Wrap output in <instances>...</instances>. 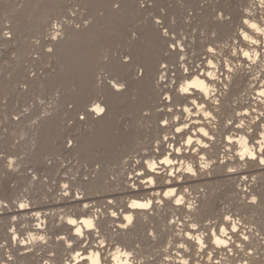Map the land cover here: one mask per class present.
Returning <instances> with one entry per match:
<instances>
[{
    "label": "bare ground",
    "instance_id": "obj_1",
    "mask_svg": "<svg viewBox=\"0 0 264 264\" xmlns=\"http://www.w3.org/2000/svg\"><path fill=\"white\" fill-rule=\"evenodd\" d=\"M155 1L142 8L137 0H120L121 6L116 8L113 0H0V5L9 6L13 11L12 20L5 25L0 16V61L2 49L16 46L19 52L12 60L13 74L4 82L10 87L0 90V100L11 92L20 96L23 91L18 89L20 83L43 88L51 82L54 89L62 92L54 97L52 106L35 109L31 123L28 121L32 115L25 110L10 120V132H1L0 145H25L11 158V164L33 166L37 171L33 178L28 172L16 175L25 183L27 193H18L14 202L0 200V233L11 237L10 243L0 244V264H58L65 250L70 259L63 264H93L94 260L99 264H184L185 261L187 264H245V261L264 264V237H261L264 221L253 225L245 221L246 215L233 213L226 205L219 208L213 194L198 189L200 183L185 185L190 181L211 179L221 172L227 175H235L239 170V173L247 172L248 167L255 164L264 169L259 162L264 154V135H261L264 132V96L261 95L264 91V33L250 27L255 23L264 28V7L260 0H252L235 24L231 16L224 14L221 19L220 13L214 14L212 5L218 0ZM153 3L163 9L156 18L162 24L169 22V12L185 13L179 23H170L167 36L163 34V25H157L156 19L146 15ZM78 4L91 9L92 20L84 23L86 20L75 18L79 7L72 6ZM67 7L71 10H66ZM191 9L193 13H189ZM52 12L64 16L53 23L55 26H50ZM128 18L139 22L132 24L135 29H126L124 23ZM244 20L249 24H244ZM25 22L31 25L39 41L28 40L29 36L21 34ZM193 22L213 29L211 41L201 46L204 50L196 51V42L184 32L172 34L175 27L181 29ZM4 28L9 30L2 33ZM57 32L60 36L53 39ZM245 32L251 39H245ZM130 33L136 36L130 37ZM173 39L177 41L176 49L170 47ZM252 40L259 42L253 44ZM115 42L122 43L125 53L134 57L133 64L121 63L122 55L113 49ZM48 48L54 51L48 53ZM209 48L214 52H209ZM34 49L43 58L53 61L54 68L31 75L24 59ZM244 52H248L251 59L245 57ZM209 60L214 67L208 64ZM139 64L144 66L142 78L136 76ZM161 64L167 68L162 69ZM3 69L0 63V75ZM101 70L111 73L110 80L117 77L125 82L127 90L116 93L109 86L110 80L99 76ZM161 74L165 79H160ZM181 86L188 91L181 92ZM94 104L105 107L106 113H92L80 120L79 113L83 111L85 115ZM127 105L121 115H131L134 128L145 121L156 139V145L140 150L134 158H126V154L138 151L140 135L130 130L127 135L118 124L117 110ZM145 109H149L148 113H143ZM70 119L74 120L69 122ZM164 120L168 121L167 125L162 123ZM111 128L123 133L115 142L117 178L109 179L108 168L99 165L82 176L70 173L55 182L39 175L38 170L59 171L66 165L55 157L57 152L76 154L87 162L101 158L95 148ZM177 128L181 131L177 132ZM65 138L72 140V144L64 142ZM166 157L171 163L163 162ZM153 162L155 170L148 167ZM163 167L165 173L160 171ZM189 167L195 175L187 171ZM260 176L264 178V170L260 174L252 172L231 179L235 184L231 183L229 192H234L235 199H241L243 211L254 207L259 198L264 199ZM11 177L13 174L8 171H0V192L14 194L15 188L8 187ZM58 182H62L64 192L59 202H50L48 196ZM36 189L42 190L44 196L28 195ZM98 191L112 193L97 201L91 197ZM177 199L183 202L177 204ZM133 201H151V204L148 208H132ZM21 204L25 207H20ZM60 204L65 206L60 218L55 211L45 210ZM78 206L81 209L74 213L67 210ZM165 211L173 213V220L167 219L162 226L166 220H157V217ZM113 212L117 215L113 216ZM6 215H13L25 224L18 228L17 222H13V229L7 232L2 221ZM125 216L133 217L132 223L129 224ZM34 219L37 222L31 224ZM58 219L60 224H56ZM71 220L77 223L71 224ZM85 220H90L94 227L85 225ZM77 228L83 235L77 233ZM51 229L67 232L57 233L56 242H52L49 240ZM22 230L27 231L28 238L18 241ZM143 231L146 238L141 243L145 242L150 249L159 247L148 255L142 254L143 246L138 242L137 235L141 236ZM245 235L249 237L247 241L243 240ZM217 238L227 244H217ZM85 240L87 243L83 244ZM48 247L56 251L55 257L51 254L45 263L38 261V255ZM97 252L100 255L94 256ZM122 253H131V256Z\"/></svg>",
    "mask_w": 264,
    "mask_h": 264
},
{
    "label": "rangeland",
    "instance_id": "obj_2",
    "mask_svg": "<svg viewBox=\"0 0 264 264\" xmlns=\"http://www.w3.org/2000/svg\"><path fill=\"white\" fill-rule=\"evenodd\" d=\"M179 1L184 3L185 0H179ZM207 1L209 2L211 0H205V2H207ZM251 1L252 0H218L215 4L212 5V7H213L212 10H213L214 14L215 13L219 14L221 11H223L225 16L233 17L235 20V24H238L240 21L239 18H241L240 16L246 12V8L248 5L251 4ZM152 2L155 3L156 1L155 0H149V3H152ZM154 3L152 5V7L147 8L146 15L149 14V16L156 19V18H159V15L161 12H163V9L159 6L157 7V5ZM80 5L81 4L72 6V8H78L79 7V9L77 11V16H75V18L76 19H78V18L83 19L86 21L92 20L93 16L91 15L92 14L91 9L89 8L90 9L89 10L88 7L83 8L82 5L81 6ZM66 10H71V7H67ZM88 10H89V13H88ZM190 12L193 13V10L192 9L189 10V13ZM12 14H13V11H12L11 7H9V6L4 7V5L3 6L0 5V16L3 20L2 21L3 25L9 23L10 20H12ZM52 14H54L55 16L52 15L50 26H55L53 23L60 20V18H64V16H62L61 14H58V12H52ZM169 14H170V16L168 17L169 18V22H168L169 24L163 23L162 24L163 28L167 27L168 29H171L169 26V25H171L170 23H172V24L179 23L181 18H183L185 15V13L181 12V10H179L177 13L176 12L175 13L169 12ZM131 19L132 18L126 19V21L124 23V25H126V29H132L133 30V29H135L133 27V25H136L139 23L138 21H136V23H134L135 19H133V20H131ZM25 23L27 26L25 25ZM25 23L22 27V29H24V30L21 29V34L26 38L29 36L28 40L35 41V42L39 41L40 38L35 36V34L33 33L32 29H31V25H29L28 22H25ZM128 24H130V25H128ZM8 30H9V28H4L1 31H2V33H4V32H7ZM22 31H24V32H22ZM179 32L180 33L184 32L185 34H187L188 36H190L191 38L194 39V41L197 44L195 47L196 51L197 50H204L205 48L201 47V46H203L206 43H208L209 41H211L210 36H212L214 34L213 29L211 27L205 26L204 23H202V24L197 23L196 24L195 22L191 23V25H186L181 29L178 27H175L174 30H172V34L173 33L178 34ZM113 49H116L117 53H119L121 55H123L125 53L122 43L120 44L118 42H115V44L113 45ZM18 53H19L18 48L16 46H14L10 49H2L0 63L2 64L4 69L0 75V90H1V92L5 86L10 87V84L4 83V82L8 78H10L13 74L12 69H11L12 60L17 56ZM24 63H25L24 65L27 66L28 72L31 75L39 73V72H44L46 70L54 68V67H52V66H54V62L43 58L41 53L37 52L35 49L32 51V53L28 57H26L24 59ZM99 76L106 77V78H108V80H110L109 77H111V73L107 72L105 70H101L99 73ZM51 84L52 83L49 82L46 85H44L43 88L39 87V86H38L39 88L37 86L35 88L34 87L35 85L33 86L30 83L29 84L28 83H26V84L20 83L18 85V89H20L19 91L23 90L22 94L20 96L17 92H14V93L11 92L7 95L2 96L1 100H0V135H1V132L2 133L3 132H10V127H9L10 120H12L13 117L17 118L18 115H20L23 111L26 110L27 112H30V114L32 115L29 118L30 119L28 121V124H29L32 121H34L35 109H37L38 107H41V106L42 107L52 106V104H53L52 102L54 101V97H56L57 95H61L62 92L60 93L59 92L60 90L57 91V89H54V87ZM23 87H24V89H22ZM33 89H34V91H33ZM92 100H93V98H91V100L89 102L91 103ZM70 106H72V104H70ZM127 107H128V105L124 106V107H120L117 110V112L120 114V117H119L120 119H119L118 124H119V128L121 129V131L124 133H127V135L129 133V130L133 134L139 133V135H140V138H139V142H140L139 147L140 148L138 149V151H132V152H128L126 154V158H128V157L134 158L139 153L140 150H142V151L148 150L147 149L148 147L156 145V139L153 137V134H152L153 132H152L151 127L147 126L145 121H142L143 125L141 122L138 124L140 128L139 127L134 128V126H133L134 121H132L133 120L132 116L129 114H125L126 116L121 115L124 113V111L127 110ZM148 111H149V109H145L143 111V113H148ZM82 112L83 111H81L79 113V116L84 115V113H82ZM73 120L74 119H70L69 122H72ZM144 123H145V125H144ZM114 127H115V125L113 126V128ZM113 128H111L112 131L108 130L109 132H107L105 138L103 140H101L95 148V152L99 153L102 159L97 158L95 160H90L87 162L86 160H82L76 154L66 155V154H63L62 152H57L55 157L58 159H61L63 164H66V165L63 166V168L60 169L59 171H56L55 169L52 170L51 172H49L45 169L44 170H38L39 175L43 176V178H49L53 182H55V181H58L60 177L68 176V175H70V173L72 174L71 176H74V175L82 176L85 173V171L91 170V169H93V166L99 165L101 168L105 167V166L108 168L107 177L109 179L117 178L118 173H117L116 167L118 166V163H115V160H114L115 153H116L115 152L116 151L115 150L116 149L115 148V142L118 141L121 136H123L122 135L123 133L122 132L121 133L115 132V130L113 131ZM164 134L165 133L162 132L161 136H163ZM16 140L18 141V139H16ZM68 140H69V138H65L64 142H67ZM181 142H183V140ZM24 146L25 145H23V146L22 145L21 146L16 145L14 147V144H12V143H10V145H8V146L0 145V157H1L0 171L1 170H2V172L8 171L9 173L13 174V177H11L12 179L10 178L11 181H9L8 187L10 189L15 188L14 191L17 193L15 195V192H14V194L10 195V194H5V193L0 192V200L2 199L6 202H14L15 196H19L18 193L20 195H22L23 193H27V187L25 186V183H22L18 178H16L17 177L16 175H21L24 172H28V176L33 175L32 177L30 176L31 178H33L35 172L37 171L35 169V167H33V166H28V165L24 166L23 164H21V165L19 164V165L14 166L13 164H11V158H15L19 154L18 152H21V147L24 148ZM106 161H109V162L106 163ZM161 169H160V171H162L163 173L166 172L165 167H163ZM248 170L249 171H247V172H249V173L253 172L255 174H260L263 172L264 169L259 168V166L257 164H255V165L249 166ZM239 172H240V170H239ZM239 172L236 173L235 175L234 174L233 175H227L225 172H221L218 175L212 177L211 179L208 178V179H202L200 181H193V182L190 181L189 183H185V185H190V183H192V184L200 183L201 186L198 189H201V190L203 189L208 194H213L214 197L216 198L215 203L219 208L221 206L226 205L231 209V212L239 213V215H241V214L246 215L245 221L251 222L253 225L260 224L264 221V199L262 197L259 198V202L257 204H255L254 207L248 208V209H246V211H243L240 208V206L242 205L241 199H235V197H233L234 192H229V190L231 188V183L235 184V182H231V179L234 176L241 175V174L242 175L249 174L245 171H243L244 173L243 172L239 173ZM258 180H259L260 184H262V185L264 184V178L262 176H260L258 178ZM60 184H61V186H60ZM158 184H159V182H158ZM196 189L197 188H195L194 190H196ZM51 190L52 191H50L51 194H50V196H48V199L51 200L50 202H54V201L59 202L60 195L62 192H64L63 187H62V182H58L57 185H55V187ZM191 192H192V189L189 192V194L192 196ZM73 193H75V190L73 191ZM109 193H112V192H109ZM109 193L98 191L95 194H93L94 197H91V198H94V200H97V201L98 200L102 201V199L104 200V199L108 198L107 195H110ZM34 194L36 196H44L43 191L39 190V189H36L35 191H30V193H28V195H30V196H32ZM237 204H239V205H237ZM64 209H65V206L60 204V205H57L56 207L50 206L49 208H47L45 210H47V211L51 210L53 212L55 211L56 217L60 218L62 216L61 211ZM76 209H81V206L80 207L78 206L75 209L71 208V209H67V210L74 213ZM42 210H44V209L42 208ZM108 211L110 212L111 209H108ZM1 215H3V214H1ZM6 216L7 217L5 219H3L2 221L7 226V228L5 230L7 232L10 231L11 229H13V225H12L13 222L14 223L17 222L18 228L20 225L22 226L25 224V221L23 222V220H21V219H19V220L14 219L13 215H6ZM158 216H160V217H157V220H161V219L166 220V221H164V223H162V226H164V224L168 222L167 219L173 220V213L172 212L166 214V211H165L162 214L163 218L160 214ZM169 216H170V218H169ZM36 222H37V220H35V219L31 220V224H34ZM19 223H21V224H19ZM56 224H60L59 219L56 220ZM65 232H67V231L64 229H59L58 232L54 229L53 230L51 229L50 233H49V240L52 242H56V240H57L56 238H58V236L61 234H66ZM144 232L145 231H143V233L141 232V236H140V233H139V235H137L138 240H140L138 242H140V243L142 241H145L146 236L144 235ZM57 233H60V234L57 236ZM262 236L264 237V234H262L261 237ZM24 237L28 238V233H27V231L22 230V231H20V236L17 239L19 241L21 239H24ZM262 239L264 240V238H262ZM10 240H11V237L6 235L5 232L0 233V244L10 243ZM85 243H87V240H85L83 244H85ZM54 244H56V243H54ZM141 246H143L142 254L144 253V255H146L147 253H151L153 251H157L159 248V247L157 248V246L156 247L153 246L150 249L149 247L145 246V242H143V244L141 243ZM51 254H53L51 257H55L54 254H56V251L51 250V247L46 248L42 255H38V257H37L38 261L45 263L47 261L49 255H51ZM68 255L69 254H68L67 250L63 251L62 261H59L58 264L67 263L70 259Z\"/></svg>",
    "mask_w": 264,
    "mask_h": 264
},
{
    "label": "snow or ice",
    "instance_id": "obj_3",
    "mask_svg": "<svg viewBox=\"0 0 264 264\" xmlns=\"http://www.w3.org/2000/svg\"><path fill=\"white\" fill-rule=\"evenodd\" d=\"M137 2L140 5V7L143 8V7H145L148 4L149 0H137ZM260 3H261V6L264 7V0H260ZM120 6H121L120 5V0H113V7L119 8ZM223 17H224V13H223V11H221L220 12V18L223 19ZM84 23H87V21H85ZM155 23L157 25H161L162 26V21L160 19H156L155 20ZM243 23L244 24H249V21L248 20H244ZM76 27L79 28L80 25H76ZM250 27L253 28V29H255L257 32L264 33V28L258 27L257 24H255V23L250 24ZM163 34L165 36H167L169 34V29L167 27H164L163 28ZM5 35H10V33H5ZM57 36H60V33L59 32L56 33V36H54L53 39H56ZM135 36H136V33H130V37H135ZM244 37H245V39H251L246 32L244 33ZM258 42L259 41L252 40V43L253 44H256ZM170 47L172 49H176L177 48V41L175 39H173ZM53 51H54L53 48H48L47 49V52L48 53H52ZM208 51L209 52H214V49L213 48H209ZM243 55L245 57H247L248 59H251V56L249 55L248 52H244ZM257 55H259V53H257ZM182 58L183 57H181V59ZM134 62H135L134 57L130 53H124L121 56V63L124 64V65H130V64H133ZM208 64L212 65V61L209 60L208 61ZM212 66L214 67V65H212ZM160 67L162 69H166L167 68V65L161 64ZM184 71L187 72L188 69L185 68ZM143 75H144V66L142 64H139V65H137V68H136V76L142 78ZM207 75L210 76V77H212V73L211 72H208ZM160 79L161 80L165 79V77H164L163 74H161ZM213 79H215V77H213ZM200 83H203V81H200ZM109 86L112 89H114L116 93H121L122 91H126L127 90L126 83L123 82V81H121L117 77H113L109 81ZM180 91L181 92H187L188 91V88L187 87H184V86H181L180 87ZM261 95L264 96V91L261 92ZM168 99H171V97H168ZM193 103H195V102H193ZM106 111H107V109L105 107H101L100 104H94L93 105V108L89 112L85 113V115H80L79 116V119L83 121L86 118L87 115H91L92 113H95L96 115H100V114L106 113ZM262 115H264V114H262ZM162 123L165 124V125H167L168 124V121L167 120H164ZM229 123H231V121H229ZM176 131L179 132V131H181V129L177 128ZM204 135L205 136H208V133L207 132H204ZM261 135H264V132H262ZM165 139H167V137H165ZM67 143L69 145H71L72 144V140H68ZM188 143H191V140L190 139L188 140ZM205 147H206V145H205ZM262 148H264V145H262ZM177 151H179V149H177ZM241 158H243V155H241ZM252 158L253 159L256 158V156H255L254 153L252 154ZM163 162L164 163H171V161L168 160L167 157L165 158V160ZM259 162H260V164L264 165V154H262L260 156ZM148 167L151 168V169H153V170H155V162L149 164ZM187 171L192 172V174L195 175V172H193V170H192L191 167H189L187 169ZM229 171H232V169H229ZM64 187L67 188L68 185H65ZM165 195H170V193H165ZM255 199L256 198L253 197V202H255ZM182 202L183 201L181 199H177L176 200V203L177 204H180ZM150 204H151V201H148L146 203H137L136 201H133L132 204L130 205V207H132V208H148L150 206ZM20 207L23 208V207H25V205L21 204ZM85 207H87V205H85ZM112 215L113 216H116L117 213L116 212H113ZM124 219L127 220L128 223L130 224V223H132L133 217H131V216H125ZM226 219L231 220V217H226ZM69 222L71 224H76L77 223L76 220H71ZM83 223L85 225H87L89 228L94 227L93 223L90 220H85V221H83ZM123 227H127V225H123ZM192 227H196V225H192ZM76 231H77V233L79 235H83V232H82V230L80 228H77ZM220 231H223V229H220ZM232 231L233 232L236 231L235 227L232 228ZM225 235H227L226 232H225ZM248 239H249V237L247 235L243 236V240L244 241H247ZM216 243L217 244H224V245H226L227 244V241L220 240L219 238H217ZM181 247H183V245H181ZM122 254L123 255H127V256H131V253H122ZM77 255H79V253H77ZM99 255H100L99 252L94 253V256H99ZM93 264H99V261L98 260H94L93 261ZM125 264H126V262H125ZM184 264H187V261H185ZM245 264H247V261H245Z\"/></svg>",
    "mask_w": 264,
    "mask_h": 264
}]
</instances>
